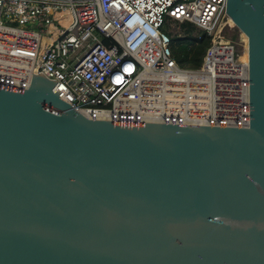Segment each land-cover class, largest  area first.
Instances as JSON below:
<instances>
[{
	"label": "water",
	"instance_id": "95a60500",
	"mask_svg": "<svg viewBox=\"0 0 264 264\" xmlns=\"http://www.w3.org/2000/svg\"><path fill=\"white\" fill-rule=\"evenodd\" d=\"M226 14L245 128L92 119L41 74L0 83V264H264V0Z\"/></svg>",
	"mask_w": 264,
	"mask_h": 264
},
{
	"label": "built area",
	"instance_id": "2783aa9c",
	"mask_svg": "<svg viewBox=\"0 0 264 264\" xmlns=\"http://www.w3.org/2000/svg\"><path fill=\"white\" fill-rule=\"evenodd\" d=\"M226 1L0 0V83L26 88L41 74L92 119L245 128L248 58L222 38ZM182 23L209 37L196 68L176 59Z\"/></svg>",
	"mask_w": 264,
	"mask_h": 264
},
{
	"label": "trees",
	"instance_id": "16d2710c",
	"mask_svg": "<svg viewBox=\"0 0 264 264\" xmlns=\"http://www.w3.org/2000/svg\"><path fill=\"white\" fill-rule=\"evenodd\" d=\"M179 26L184 37L181 42L182 45L176 49L177 62L179 65H187L190 68H196L201 63L202 56L209 45V37L190 23H182L179 24ZM199 35L200 40L192 46V48L187 50L186 46L192 44Z\"/></svg>",
	"mask_w": 264,
	"mask_h": 264
},
{
	"label": "rangeland",
	"instance_id": "374dc122",
	"mask_svg": "<svg viewBox=\"0 0 264 264\" xmlns=\"http://www.w3.org/2000/svg\"><path fill=\"white\" fill-rule=\"evenodd\" d=\"M228 24L230 27H226L223 32H222V38L223 40L230 41L235 45V48L237 52H241L244 50L243 56L247 55V41L245 37L234 27V24L228 20ZM173 32H181L180 31V26L175 25L173 28ZM242 56V57H243Z\"/></svg>",
	"mask_w": 264,
	"mask_h": 264
},
{
	"label": "bare ground",
	"instance_id": "6f19581e",
	"mask_svg": "<svg viewBox=\"0 0 264 264\" xmlns=\"http://www.w3.org/2000/svg\"><path fill=\"white\" fill-rule=\"evenodd\" d=\"M230 21L232 22L231 19H230ZM66 22H67V20L63 21V23H62L63 24V27L61 29H59V30L56 29V28H54V27H51L50 30L48 31L47 35L43 37V39H42L43 43L44 42H47V44L49 45L55 39L56 34L59 33V32H61L64 29V27L66 26ZM234 27H235V25H234ZM51 33H53V35H51ZM241 34L245 37V35L243 33H241ZM245 39H246V37H245ZM246 41H247V39H246ZM242 59H245L246 60L247 59V55L246 56H243Z\"/></svg>",
	"mask_w": 264,
	"mask_h": 264
}]
</instances>
